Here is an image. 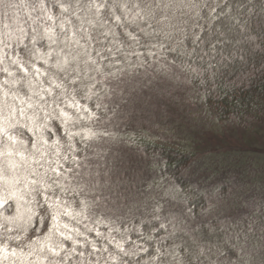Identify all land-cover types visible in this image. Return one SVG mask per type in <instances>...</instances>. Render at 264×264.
Segmentation results:
<instances>
[{"label":"snow or ice","instance_id":"obj_1","mask_svg":"<svg viewBox=\"0 0 264 264\" xmlns=\"http://www.w3.org/2000/svg\"><path fill=\"white\" fill-rule=\"evenodd\" d=\"M54 7L58 17L45 0H0V73L4 75L0 81V215L5 221L0 224L5 233L0 236V264L3 259L9 264H73V255L81 258L79 264H99V259L90 258L91 253L85 259V252L78 251L85 247L77 239L82 236L80 230L68 223L61 227L59 217L63 207L66 217L87 215L91 219L93 212L99 213L101 200L109 204L103 196L105 190L109 195L115 193L119 203L124 178L114 176L110 154L103 163L96 154L95 174L90 170L85 178V165L76 147V143L83 144L84 159L89 160L87 153L96 147L95 141L113 139L106 126L103 131H92L112 119L104 86L115 94L111 81L122 78L119 74L125 70L121 66L129 63L131 55L142 65L154 63L172 69L173 76L179 73L185 81L191 74L192 83L211 87L216 66L235 59L231 51L225 52L239 43L237 34L248 35L249 29L248 20L242 18L247 6L241 11L234 0H137L134 4L54 0ZM22 9H27L23 18ZM261 10L264 12V4ZM109 25L118 31L113 32ZM100 67L107 73L104 80L92 75L99 74ZM160 210L159 201L152 203L154 215ZM192 215L189 208L185 219ZM18 220L23 226L13 227ZM161 228L168 231L165 225ZM259 228L264 241V222ZM256 230L245 224L236 240ZM88 231L101 236L98 228ZM198 231L191 246L182 245L184 255L179 260L174 252L161 248L150 252L136 244L135 250L148 257L145 264H205L206 257L207 264H214L211 245L219 237L203 224ZM139 235L144 238L143 233ZM83 239L92 253L101 251L87 236ZM115 247L130 257L123 244ZM168 255L172 261L166 259ZM220 255L228 264H253L254 259L246 243H234Z\"/></svg>","mask_w":264,"mask_h":264},{"label":"trees","instance_id":"obj_2","mask_svg":"<svg viewBox=\"0 0 264 264\" xmlns=\"http://www.w3.org/2000/svg\"><path fill=\"white\" fill-rule=\"evenodd\" d=\"M26 2L30 3L31 0ZM45 2L52 14L59 11L54 7V0ZM234 3L241 11L245 6L248 8L242 17L249 22L248 35L237 34L239 43L225 52L227 55L231 51L235 59L230 64L216 66L215 83L211 87L192 83L191 74H188L187 81L179 73L173 76L172 69H163L154 63L122 72L120 80L113 79L111 84L116 89L115 94L105 85L108 92L106 105L113 112L109 114L112 116L111 122L104 123L121 132V137L95 141L96 147L87 153L89 160L84 159L83 144L76 143V147L80 153L78 158L85 165L82 170L85 178L90 170L95 174L96 154H99L101 163L104 156L110 154L114 176L124 178V184L119 189V203L114 198L115 193L109 195L105 190L103 196L109 200V204L105 205L101 200L99 213L93 212L91 219L86 215L84 220L77 221L64 216L63 209L59 217L61 227L68 223L82 233L77 239L85 247L78 251L85 252V259L91 253L90 258L93 261L99 259V264L129 259L132 264H136L138 259L143 264L148 257L142 251L135 250L136 244L154 252L156 248L165 250L166 243L178 231L193 236L197 226L206 223L224 228L248 224L257 227L250 234L259 238V244L253 246L244 243L254 258L253 264H264V241L260 238L259 228L264 222V186L258 188L252 184L256 174L249 178V172L244 173V170L233 167L221 172L216 171L215 167V173H210L206 156L189 152L185 149L187 147L179 144L187 142L195 132L206 129L215 121L253 132L264 124V12L261 10L264 0H234ZM26 11L21 10L22 18ZM3 78L4 75L0 73V79ZM163 96L166 98L165 104L160 101ZM154 102L162 107L153 106ZM142 105L144 107H140ZM208 106L216 110L217 116L208 111ZM94 128L96 132L102 130L98 126ZM155 139L168 145L158 144ZM156 179L164 187L159 191L152 187ZM170 186L183 191L191 186L196 190L195 198L190 201L176 200L171 193H167ZM156 201L160 202L161 210L154 215L152 203ZM189 208L193 215L186 220ZM96 216L99 223H94ZM161 225L167 226L168 231H163ZM94 227L101 232L100 237L96 236L95 231H88ZM122 230L129 231V239L123 243L119 241ZM139 233H143V239ZM236 233L231 232L227 237L231 239ZM83 236L95 242L101 251L92 253L91 246ZM116 243L123 244L130 257H124L115 247ZM103 248L109 251L104 252ZM134 251L136 254H132ZM220 252H212L211 260L214 264H228L227 258L221 256ZM80 259L73 255V264H79Z\"/></svg>","mask_w":264,"mask_h":264},{"label":"rangeland","instance_id":"obj_3","mask_svg":"<svg viewBox=\"0 0 264 264\" xmlns=\"http://www.w3.org/2000/svg\"><path fill=\"white\" fill-rule=\"evenodd\" d=\"M83 3H87V0H82ZM99 3H103V0H97ZM121 2H128V3H136L137 0H121ZM55 16H59L60 13L57 11ZM88 17H91V14H87ZM74 19V17H73ZM87 26V25H86ZM111 27L113 32H117L118 29L115 27V25H109ZM133 47H136L133 45ZM107 55V54H106ZM143 58L141 57V60ZM151 59V58H150ZM128 64L122 65L121 67L125 70L124 72H130L136 67L141 66L139 61H136V58L128 55L127 57ZM135 61V62H133ZM86 71H88L86 69ZM122 73V72H121ZM120 73V74H121ZM119 74V75H120ZM93 77H96L97 79L102 80L101 78H104L107 73L104 67H100L99 74L96 72H92ZM4 79V78H3ZM3 79H0L2 81ZM104 91L107 92L106 86H104ZM2 94H0L1 96ZM162 104L166 103V98L163 96ZM170 103V101H167ZM89 101H84L85 105H88ZM155 107H162L161 104H158L154 102ZM197 106L200 107V104L197 103ZM138 107V106H137ZM144 107V105L140 106ZM138 107L137 109H140ZM142 109V108H141ZM208 111L212 113L214 116H217L216 110L208 106ZM71 114V110H70ZM83 115V113H81ZM107 127V131L112 134V136H119L121 137L119 131L114 130L112 126H109L108 124L105 125L103 122L98 126V128H101L103 131L104 127ZM69 127L71 128V124L69 123ZM86 129H81V131H85ZM92 131L96 132V129L93 127ZM160 132V130H158ZM195 132V131H194ZM187 136H189L187 134ZM66 139V138H65ZM79 139V137H77ZM155 141L158 144L161 145H168L163 143L162 141L156 140ZM180 146H185L187 151L199 153L200 155L206 156V164L209 168L210 173H215V167L216 171L218 170L221 172L223 169H228L229 167L233 168H240L244 170V173L249 172L248 175L249 178H252V176L255 177L252 178V184L256 187H262L264 186V124L257 128L256 132L248 131L243 128H239L236 126H228L219 123L218 121L212 122L211 126H206V129L195 132V135L187 141V142H180ZM175 148H178L177 145H175ZM208 155V156H207ZM55 160V157L52 158ZM2 163V161H0ZM254 170V171H252ZM43 171V169H41ZM49 175H52V173H49ZM72 186V184H69ZM152 187L156 188L158 191L159 189L164 188L161 184V181L156 179L153 182ZM0 188H2V181H0ZM195 192L196 190L193 189L191 186L187 187L186 191H183L179 189L178 187H171L169 190H167V193H171L174 197V199L179 201H190L195 198ZM71 197V196H69ZM63 209V207H61ZM76 212H79L80 209H72ZM257 218H259L258 215H256ZM86 218V215H81L76 218H73L77 221H82ZM98 216H96V219ZM4 218L3 215H0V224H4ZM23 226V222L18 220L16 224L13 225V227H21ZM205 228H212L218 235L219 238L214 237L212 242V252L214 251H224L226 250L230 245L234 243H240L243 244L244 242H248L249 244L253 246H257L259 244V238L256 235L249 234L247 236L242 237L240 241L236 240V236L233 238H228L227 235H229L231 232H237L238 230H241L243 228V225H234L230 226L228 228H224L220 225H214L209 226L207 223L203 224ZM201 226H197L195 235H190L184 231H178L175 232L170 241L166 243L165 251L169 253H175L177 260L181 259L184 255V253L181 252L182 245H189L191 246V241L193 240L194 236H199V229ZM5 235L4 230L0 228V236ZM129 239V231L122 230L121 234L119 235V241L120 242H126ZM175 241V243H173ZM203 246L208 247L209 245L207 242L203 244ZM205 247V248H206ZM25 252H27V249H25ZM212 256V255H211ZM168 261H172V256L168 255L166 257ZM207 259V257H206ZM121 261H127V260H118L113 262L112 264H121ZM3 264H9L8 259H3ZM132 264V263H131ZM145 264V263H143Z\"/></svg>","mask_w":264,"mask_h":264}]
</instances>
